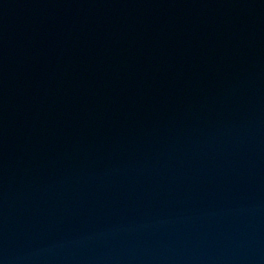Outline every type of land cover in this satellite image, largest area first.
I'll return each mask as SVG.
<instances>
[{"label":"water","instance_id":"water-1","mask_svg":"<svg viewBox=\"0 0 264 264\" xmlns=\"http://www.w3.org/2000/svg\"><path fill=\"white\" fill-rule=\"evenodd\" d=\"M0 264H264V0H0Z\"/></svg>","mask_w":264,"mask_h":264}]
</instances>
